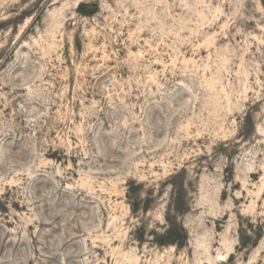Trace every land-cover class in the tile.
<instances>
[{
	"label": "rangeland",
	"instance_id": "obj_1",
	"mask_svg": "<svg viewBox=\"0 0 264 264\" xmlns=\"http://www.w3.org/2000/svg\"><path fill=\"white\" fill-rule=\"evenodd\" d=\"M0 264H264V0H0Z\"/></svg>",
	"mask_w": 264,
	"mask_h": 264
},
{
	"label": "trees",
	"instance_id": "obj_2",
	"mask_svg": "<svg viewBox=\"0 0 264 264\" xmlns=\"http://www.w3.org/2000/svg\"><path fill=\"white\" fill-rule=\"evenodd\" d=\"M184 236L178 227L173 226V228L168 229L162 236L157 240V244L160 246L176 245L179 240L184 241ZM186 240V238H185Z\"/></svg>",
	"mask_w": 264,
	"mask_h": 264
}]
</instances>
